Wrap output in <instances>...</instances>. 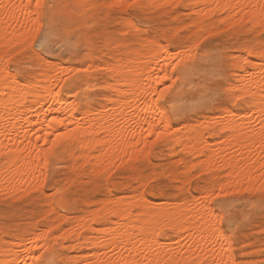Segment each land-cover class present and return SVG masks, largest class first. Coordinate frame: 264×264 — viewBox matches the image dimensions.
<instances>
[{
	"label": "bare ground",
	"instance_id": "1",
	"mask_svg": "<svg viewBox=\"0 0 264 264\" xmlns=\"http://www.w3.org/2000/svg\"><path fill=\"white\" fill-rule=\"evenodd\" d=\"M83 1L78 0L80 4H84ZM109 1H106L107 4H115L117 0ZM124 1L125 4L130 2ZM176 1L180 0H147L160 5L174 2V6ZM0 3L17 5L6 21L0 17L1 194V191L8 190V196L10 192L39 191L45 180L44 169L49 161L48 157L47 163L44 162L45 153L51 147V141L64 133L71 134L64 140L77 144L80 150L78 154L82 159L80 162H89L92 166L90 169L93 172L96 170L95 174L106 167L110 170L117 160L124 165V162H133L140 156H145L147 146L153 141L149 138L153 136L156 140L162 134L161 139H167L170 149L180 146L182 152L201 155L197 164L201 163L203 170L206 168V171H213L217 165L219 170L220 166L226 168L227 179L224 180L229 185L235 184L233 188L237 186V190L242 189L238 184L244 183L247 187H258L256 184L264 186V43L256 49L245 45L235 56L232 53L234 77L227 88L231 92L234 108L226 106L217 114L198 119L196 124L185 123L180 128H175L170 110L162 100L170 98L171 87L179 79L176 70L195 60L196 49L193 46L197 44V39L192 47L191 43L177 51H172L167 43L161 44L152 39L141 42L136 47L134 43L139 31L136 22L132 18H124L122 36H119L117 30L113 33V30L107 29L111 33L109 42L122 46L123 52L113 57L112 61L102 64V68L109 71L108 79L102 84L107 91L102 96L104 101L98 106L86 105L79 109V103L64 93L74 84V79L66 76L76 72V66L64 67L60 63L51 71L41 72V78H36V82L29 79L22 81L10 72L2 47L23 44L20 47L22 49L29 40V44L32 42L31 37L36 31L28 17L21 15L20 6L26 4L27 0H0ZM174 6L172 3V7ZM85 9L87 8L82 10ZM3 11L4 9H0V13ZM191 11L194 15L191 22L197 30L203 29L207 20L221 13H225L221 16V21H224L226 28L230 25L225 21L236 24L238 22L235 20L243 19L245 22L246 18L256 25L264 22V0H191ZM174 30L169 33H174ZM96 66L98 64L93 63L87 67L92 71ZM58 69L61 70L60 73H57ZM65 74L67 75L64 76ZM167 81L172 84L171 87L166 85L160 88ZM178 100L175 96L173 107ZM243 106H246V111L241 108ZM219 137L223 140L217 141L216 138ZM193 163L196 166V162ZM112 170L111 168L110 172ZM227 182L226 185L223 184L225 182H220L215 191H222ZM210 191L211 189L206 192L208 196L162 204L147 199L142 195L143 192L130 195L127 199H103L99 207L92 208V211L77 218L67 231H61L62 234L56 232L58 235H53L54 226L42 229L41 232L34 223L23 226L15 231L11 240H3L1 235L0 264H34L36 256H40L43 264H57L55 245L74 236L75 243L70 245L73 244L78 249H91L83 264H220L221 260L233 264L232 237L221 225L222 215L209 203ZM224 191L222 192L226 193ZM61 201L58 199L56 203L51 198L49 205L52 208L56 205L62 207L64 204ZM165 228L172 232L171 238L164 234ZM79 260L80 257H77L74 261L77 263Z\"/></svg>",
	"mask_w": 264,
	"mask_h": 264
},
{
	"label": "rangeland",
	"instance_id": "2",
	"mask_svg": "<svg viewBox=\"0 0 264 264\" xmlns=\"http://www.w3.org/2000/svg\"><path fill=\"white\" fill-rule=\"evenodd\" d=\"M106 1L110 2L109 0H84V4H80L78 0H47V3L55 7L43 19V28L40 29L39 35L35 32V36L33 34L31 37L33 39L31 45L28 43L29 40L22 49L20 47L23 44H11L6 48L2 47L1 51L10 72L16 74L22 81L29 79L36 82V78H41V72L44 70L51 71L54 66L60 65V63L64 67L65 65L67 67L76 66L78 68L76 72L64 75L74 79L73 86L66 89L64 93L69 94L70 99L72 98L79 103V109L86 105L98 106L104 101L103 97L107 91L102 84L105 83L109 75V71L102 68V64L105 61H112L113 57L123 52L122 46L113 43L114 47L109 42L108 37L111 33H108L107 29L113 30V33L117 30L119 36H122L123 19L132 18L139 30L138 36H136L137 40L134 43L136 47L141 42L152 39L161 44L166 45L167 43L172 51H177L191 45V43L192 47L196 39L200 41L196 40L198 45L194 42L196 45L193 47L197 51H195V60L188 66L176 70V76L178 74L177 78L179 79L175 85L171 87V80L170 83L167 81L165 85H160V88H164L166 85L171 87L170 91L173 94L170 93V98L166 97L162 102L170 110L175 128H180L185 123L196 124L198 119L202 120L217 114L226 106L235 107L232 104L229 87L227 88L234 77L233 55H236L238 50L245 45L256 49L264 43V22L256 25L244 18L245 22L243 19L235 20L238 22H235L236 24H228L229 21H225L227 25H230L226 28L224 21H221V16H224L225 13H221L207 20L203 29L197 30V27L191 22L194 16L191 11V0L176 1L175 6L174 2L156 4L157 7L146 9L108 8L107 5L114 4V2L107 4ZM117 1L115 4L126 5L124 0ZM142 2L150 3L147 0H142ZM172 3L174 7H172ZM84 8L87 9L82 10ZM180 25L184 27L181 28ZM172 30L175 31H173L175 34L169 33ZM207 32L210 34L207 35ZM201 38L203 39L200 40ZM93 63L98 64V66L93 67L91 71V68L89 69L87 66ZM62 65L61 68H63ZM60 69L57 70V73H60ZM86 84L87 87L83 89ZM175 96L179 100L173 107L172 101ZM241 108L245 109L246 106ZM149 140L154 141L155 139L151 136ZM216 140L221 141L223 139L219 137ZM153 141L151 145L147 146L148 152L145 153V156L142 155L141 158L139 157L133 162H124V165L119 164L117 160L118 162L116 161L113 167V164L111 165L113 169L111 172V168L109 170L106 167L107 169H104L106 172L99 170L98 175L94 173L96 170L94 172L91 170L92 166L89 162H84V164L80 162L82 159L79 156L80 150L77 144L68 140L61 141L54 158L53 156L49 157L44 169L46 172L45 180L39 191L26 192L27 194L21 192H14V194L12 191L13 194L10 192L9 196V190L8 192L1 191L0 237L2 235L3 240H11L16 230L33 223L40 232L42 229L46 230L54 226L53 235H58L61 231H67L71 223L77 218L99 207L103 199H127L130 195H139L143 192L142 195L147 199L162 204L168 201L181 202L184 198L208 196L206 192L211 189L209 194L212 195H209L208 200L210 199L209 203L211 206L213 205L215 211L220 213V216L222 215L221 225L232 237L234 264H264V195L257 191L263 185L248 186L249 188L252 187L251 192H245L244 188L247 189V185L245 183L243 185L238 184L243 190L239 188L237 190V186L233 188L235 184H230V186L224 180L227 179L225 174L228 171L226 168L223 169L220 166L221 169L219 170V165H217L213 171H208V169L206 171V168L203 170L201 168L203 165L197 164L202 158L201 155L190 154L191 152L188 151L182 152L180 146L170 149L167 139L162 138ZM180 148L181 150H179ZM173 150L176 151L172 152ZM191 161L192 163H190ZM193 162H196V166H193ZM190 165L191 168H189ZM74 167L75 170L73 171ZM154 171L155 173H153ZM107 174H109L108 178H105ZM136 182L138 183L136 184ZM144 182L148 183L144 184ZM220 182H225L224 185L226 182L228 183L222 188V191L225 189L224 192L226 193L220 189L215 191ZM179 186L181 188H178ZM231 188L234 189L233 192ZM229 189L230 191H228ZM62 190L64 191L62 192ZM6 194L7 196H5ZM16 196L17 198H15ZM51 198L56 203L58 199L62 200L63 208L59 205L54 208L50 207ZM64 208L68 210L65 209L67 210L65 211ZM66 216L67 218L64 219ZM52 218L54 220H49ZM59 220L60 222H58ZM56 222L59 225L55 224ZM164 234L166 237L171 238L172 236V232L167 228L164 229ZM74 238L75 236L66 239L62 243L64 245L61 243L55 245L58 256L57 264H83L84 258L90 255L91 249L88 247L81 249L73 247ZM70 243L73 244L70 245ZM77 257H80V260L76 263L74 260Z\"/></svg>",
	"mask_w": 264,
	"mask_h": 264
},
{
	"label": "snow or ice",
	"instance_id": "3",
	"mask_svg": "<svg viewBox=\"0 0 264 264\" xmlns=\"http://www.w3.org/2000/svg\"><path fill=\"white\" fill-rule=\"evenodd\" d=\"M17 5H4L0 3V9H4L2 13H0V17L3 18L4 21L7 20L8 16L14 12ZM21 7V15L27 16L29 21L33 24L36 34L39 35L40 29L43 28V19L46 17L48 12H50L55 6L47 3L46 0H27L26 4H23ZM108 8H127V9H146L150 7H157L155 3H143L142 0H130L125 5L123 4H111L107 5ZM70 133H64L63 135H57L56 139L51 141V147L48 148L47 152L45 153V160L44 162L47 163V158L50 156H54L56 154V149L58 144L61 140L69 138ZM161 135L157 136V140L161 139ZM47 138H45V143H47ZM245 192L250 191V189H244ZM260 191L262 195H264V186L261 189H257ZM223 251V246H222ZM34 264H43L41 261L40 256H36ZM220 264H227V262L221 260ZM234 264V262H233Z\"/></svg>",
	"mask_w": 264,
	"mask_h": 264
}]
</instances>
